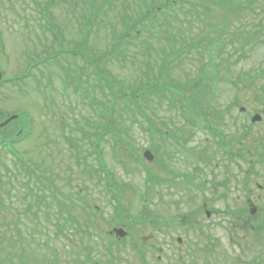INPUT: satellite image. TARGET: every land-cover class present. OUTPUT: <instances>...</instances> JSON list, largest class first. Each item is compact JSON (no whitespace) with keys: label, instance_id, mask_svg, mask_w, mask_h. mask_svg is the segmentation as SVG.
<instances>
[{"label":"rangeland","instance_id":"374dc122","mask_svg":"<svg viewBox=\"0 0 264 264\" xmlns=\"http://www.w3.org/2000/svg\"><path fill=\"white\" fill-rule=\"evenodd\" d=\"M1 1L3 0H0V2ZM34 1H40L43 3L44 0H26L25 2H23V0H10V3L8 1L9 5L7 3L4 4V2L3 5L0 3V24L16 23L22 18L38 19V16L35 12H39L40 14V10L35 7ZM133 1L134 0H121L120 2L113 1V4L117 7L118 13L120 12L123 14L124 12L122 10V6L129 4H132L130 8H134L137 12L138 9ZM158 1L159 0H156V2ZM98 2L99 0H97V3ZM135 2H138V0H135ZM263 5L264 1L262 0L258 6L261 7ZM130 8L129 13H134V10L131 11ZM110 15L111 13L108 14V16ZM131 17L140 20V16H136L135 14L131 15ZM149 20L150 17L146 21L149 22ZM42 21H44L43 16ZM49 21L50 22L48 24L46 21L42 23L41 28L43 32L38 34L39 38L35 35V38L37 39L33 38V41L31 42L34 45L35 42L37 44L36 53H38V49L42 50L47 48L48 42H51L50 33H48V31L43 27L50 25L56 27L59 26L60 21L57 20V18L51 17L49 18ZM110 21L111 24L115 25L117 31H120V26L116 25L117 23L115 18H111L110 20L107 18L106 23V18L104 15H101L98 20H95L94 26L92 27V34L89 37L88 43H86L84 46H81L80 50L83 51L86 45L94 47L93 42H97V40L98 44H100L101 51L111 48L110 45L112 41H110V43L103 41L112 37V26L109 24ZM80 27L81 23H78L76 25L75 31L73 29V33L70 32L67 35V39L69 41H73L70 47L75 44V41L78 39L80 40L81 36H79L78 32ZM148 27L150 28V26ZM147 31L148 30H146V32ZM1 34L2 33H0V35ZM19 36L21 37V40H26L25 36L20 34ZM139 43L140 39L132 40L128 47H126V45L123 47H126V53H134V51L137 50L135 46H138ZM64 45L66 46V43ZM88 47L86 50H88ZM141 47L142 45L137 48ZM41 50H39L38 55H32L30 54L32 50L27 45L23 48H11L7 54L3 55V58L0 61V69L4 79L15 77L19 78V81L22 82L20 83L22 86H18L17 89L10 86L13 83H5L8 86L7 89L4 87L0 89V110L7 115L17 112L15 115L19 116V121L16 120L15 123L18 125H24L25 129L30 131V135L28 134L27 137L21 142L13 144L14 149L27 163V170H41L42 172H45V178L42 179L41 185L49 186L51 184L52 189L53 186L61 188L62 192L64 193V195H62V199L67 200L72 198L73 194H75V192L70 191V186L73 185V187H80V182L78 180L75 179V181H72V173L70 172V170H72V172L76 174L78 170V167H76L78 159L75 155L77 150L75 151L73 148L74 146H78L82 151L80 156L82 161L86 160L88 164L100 167V159L104 165L106 164L107 170L117 180L123 182V184H127V187L128 185L133 186L134 190L137 191V194L130 188L125 191L127 192V197L130 199L127 206L130 207L132 212V215L130 216L134 219H140L141 216L139 215V212L141 211L142 204L140 203V198L138 196H140L142 200H148L146 198L147 188L145 187L144 182L148 176L147 172L145 169H140L141 172L139 176L137 174L139 171L137 166H134V168L128 165L124 166L121 164L120 160H116L113 157L109 136H106L105 142H101L99 148V155L101 157L97 154V147L95 143L97 142L98 136L102 133L104 121L97 115L96 110L87 105V103H90L88 100L84 101L83 99H80L78 95L73 93V89L65 84L63 74L56 69V65L48 60L43 64L33 68L31 71L32 74H30L31 76L27 77L26 80L24 79L27 72V65L39 61L44 54H41ZM87 54H94V52L87 51ZM247 54V60L240 62L237 67L231 66V64H233L234 58L230 59V72L221 70L220 75L222 77L231 79L233 77L236 78V76L242 71L258 69V65H260L261 68H264V46L255 47L252 54H250V51L248 50ZM102 64L105 68H108L112 74L118 75L120 79L125 80L127 78L126 82H124L125 85L136 79L134 77L133 71L130 73L129 70H127L128 66L127 68L121 70L118 68L119 66H116V61L112 59H107L106 62H103ZM143 64V62L140 63V65ZM129 68H131L130 65ZM187 69L189 70L188 67ZM57 73L58 75L60 74V76H57ZM83 73L84 76L82 81V91L88 89V95L90 98L106 102L108 89L105 83L104 85L101 84L100 88L98 89L96 86L98 83L94 80V76H90V68L87 67L84 64L83 59L79 57L76 61V65L74 66L73 75L78 78L80 74L82 75ZM44 76L46 77L45 79ZM39 79H41L42 83L39 81ZM24 80L25 82H23ZM221 83L222 84L217 86L216 93L218 101L222 105L220 108L224 110L232 101L230 93L233 91H231V88L229 89L228 85L223 82ZM17 84L19 85L18 82ZM92 86H95V88ZM244 87H246V84L245 86L241 84V89ZM262 90L263 92H261V94L264 93V81H262L259 86H254V89L252 90L246 92L245 90L233 92L239 93L236 95L240 97V100L242 101L246 110L244 113H240L239 108H235L230 112L228 119L231 120V124L229 123L231 128L228 130L232 131L231 134L238 137L243 134V125L247 126L249 123V116L255 114L256 111L260 109L259 102L255 101L253 96ZM39 93H41V95ZM43 93L45 94L46 100H44V97L42 96ZM216 108H219V106L216 105ZM0 116L3 115L0 114ZM115 116H117V114H115ZM260 125L261 124H255V126L251 128L248 127V129H251L250 135L242 140L243 146L249 147L250 149L260 146L259 141L264 137V127L261 128ZM84 133H87L91 136L92 142L90 145L86 144L84 140ZM136 134L137 138L139 139L136 143L137 145H149L150 139L148 140L146 137H150V135L141 131L136 132ZM207 139L208 138L206 134L203 137V142H205ZM200 140L201 139H196L193 141L194 143L190 144V147H200L199 145H205L204 143H198V145H196V142H199ZM210 142L211 140L209 139V143ZM260 152L262 151L260 150ZM224 161L226 160L222 155V160L220 163ZM15 163L16 158H14V155L7 151V149L5 150L2 148V145H0V170H3L2 165H5L11 168L10 171L12 172L13 170L17 169L13 167ZM147 165L150 170V164ZM180 166L181 165L177 163L174 168L183 173L192 169L191 165L189 167L187 165L182 167ZM228 166L230 167L231 173H235L240 170V168L235 163L234 165L229 163ZM225 168L226 167L218 168L219 180H223L226 177L224 174ZM214 170L216 171V169ZM241 170L242 172H240L241 174L239 173L240 175L238 182H236L234 186L237 185L239 181L245 182L246 180H253L251 193H259L257 191L258 188L255 187V183L264 185V167L256 165L254 170L251 171V177L245 176L247 171L250 170L248 165H245L243 168L241 167ZM26 175V178H20L23 179L22 184H25L26 180L28 182L27 178L30 177V174L26 172ZM33 177L34 176L31 177L32 180L30 182V189L33 191V193H29L27 201L28 203L32 202L34 205L40 196L41 190L39 185L35 183L36 178L34 177V179ZM1 183L2 185H5L4 189L9 190L10 194L14 197H16L15 193H17L20 188L24 190L22 192L23 194L28 192L27 187L26 190L25 188L20 187V184H17L13 178L9 179V177H6L5 181H2ZM82 187H88L91 189V184L85 183ZM98 193L99 190H97V193L95 192L94 195L97 205L102 209V213H100V215H96V217L93 218L95 225H97L95 231H93L95 232V238L93 240H89L88 236L84 233L83 230L85 227L79 231L73 228L74 225L72 223V218H76L80 222H84L85 215H77V217H75V215H59V212L61 209H64V207L62 205L57 206V218L59 220L60 226L63 228L64 235L61 236V240H54L51 241V243L54 248L58 249L59 258L64 259L62 264H67L68 262H66V260L68 259H71L70 264H85L87 260L86 249H89L90 247H92L90 250V257L93 259L95 258V260L101 262L102 264H120L117 259L108 260L109 256L107 254L108 245L115 244V236L110 235L109 233L113 228L111 225V220H115L116 215L113 214V209H107L108 203L106 204L104 199L98 196ZM237 195L238 194H235L233 196V200L229 199L227 201L218 200V197H216V200L211 202L210 206L216 208L217 211L219 210L222 213L220 212L213 214L210 220H207L203 213L191 216V213L200 210L201 203H199L197 199H194L192 203H187L192 198L183 192L180 193V195H177L176 201L180 202V204L177 206H169L164 203L152 202L151 200H148L147 202L150 205V211L158 213V220L161 221V224L163 221H166V219L170 220L174 224L170 226L171 228H166L165 225H160L158 227H138L140 230L139 233L138 230L136 232L137 237H135V240L133 241L135 244L132 245V243H130L131 240L128 239V248L122 252V255H120L123 258L122 264H141L142 261H145L147 264H156L158 257H161L162 264H174V262L178 260V256H182V261H179L178 263L188 264L190 257L196 252L193 250V246L198 245L200 248L204 249L208 248L213 242L215 243V246H218V253H216L213 258L214 264H217L216 262L221 264H232V262H235V264H244V261H260L261 258L262 264H264V251L261 253L259 251L249 252L247 249L249 238L251 242H253L254 234L251 233V235L249 233L250 231L247 229L237 226L236 224H232L235 219V215H232L231 213L223 214L229 207H232L234 210H236L237 206L234 204V200L236 199ZM82 196H84V194H82ZM104 196L105 195H103V197ZM4 199L5 194L3 190L0 189V203ZM167 201L169 200L167 199ZM13 206L14 210L18 211L16 202H14ZM34 208H36L35 205ZM8 217L10 224L5 223V215H3V218L2 215H0V226L4 224L3 227H6L5 224H8L11 229H13L15 225H11V221H17L18 217L17 215H8ZM171 218H174L176 222L172 221L173 219ZM193 218L194 220H192ZM22 219H24V222L27 221L30 229H34L37 225H34L33 222H30V220H27L25 217ZM41 220H43V216H41ZM183 220H185L184 225L182 223ZM200 220L202 226L198 225L196 229L189 231V224L193 223L191 225H194ZM107 221H111L110 224ZM55 225H57V223ZM41 228L42 227L38 226L37 229L41 230ZM158 228H162V231H158ZM55 229L59 230V227L56 226ZM165 229H167V231ZM31 233L36 237L37 242L40 241L38 232L31 230ZM14 238H18V236L11 235L10 238L9 235L7 238L6 235H2L0 237V262L3 264H11L10 261L13 263L15 262L16 264L21 263L20 260L22 258V252L20 248H18V246L15 248L10 246L8 247V245H10V241ZM30 238L31 237H29V239ZM177 238L182 239L181 245L176 242ZM153 244L157 245V247L151 250L150 245ZM239 244L242 246H239ZM119 247L123 248L124 245H119ZM159 248L162 249L161 252ZM179 248L184 250L183 254L178 252L177 249ZM117 250V255H119L121 249ZM32 251L31 248H29L27 250V255H29V253H33ZM48 252L49 251H46V253L49 255ZM36 256L38 257L39 253H37ZM78 256L80 260L79 262L72 261V259L76 260ZM42 259V256H40L36 262L41 264ZM29 261L34 264L32 259ZM95 263L96 262L93 264ZM189 263L191 264V262ZM86 264H89V262L87 261Z\"/></svg>","mask_w":264,"mask_h":264},{"label":"trees","instance_id":"16d2710c","mask_svg":"<svg viewBox=\"0 0 264 264\" xmlns=\"http://www.w3.org/2000/svg\"><path fill=\"white\" fill-rule=\"evenodd\" d=\"M209 1L211 3H213V4H216V3L217 4L218 3H222V4L232 3L231 0H209ZM186 3H188V0H159L158 2H156V0H150V14L152 13L150 15V23H152V24L157 23L159 29H163L164 30V34H166V37L169 38L170 40H171V37L172 36L174 38H176L178 36L179 37L182 36V37L185 38V36H187L186 30L184 28H180L179 26H177L178 24L176 22L180 21L181 19H180L178 13L173 9L172 6L173 5H177V4L183 5V4H186ZM143 5L145 7H148V3L146 1L143 2ZM157 7L158 8H162V11L157 12V10H156ZM169 11L172 12V13H170ZM158 15H160V16H158ZM143 19H145V18H143ZM151 19H153V20H151ZM223 21H224V27L225 28L223 27L222 29H224L223 30V33H224V32H226L227 28L229 27L230 21H228V20L225 21V19ZM140 22H141V20L140 21L139 20L136 21V24L135 23H132L130 21L128 23L130 25H132L133 27H135ZM191 25L192 24L190 23L189 26H191ZM217 26L218 27H221V25H218V24H217ZM207 27H209V26H207ZM177 28L179 29V32L178 33H177ZM175 29H176V32L173 31ZM169 31H172V32L170 33ZM256 37H257V35H251L250 34L249 39L251 41H253ZM240 38L242 40L244 39V37L242 35L240 36ZM121 39H123V40L126 39L127 40V35L123 34V37ZM181 44H184V42H181ZM240 50H242V48ZM170 51H171L172 54L169 56V58H171V57L172 58L173 57L174 58H177L178 53H176V54L173 53L175 50L172 47V45L170 47ZM235 51H239V50L236 48ZM163 54L166 55V52H164ZM133 61H131V63L134 64ZM145 75H146L147 79H150V72L149 73H146ZM106 80H107V84H108L109 88L111 90H114L112 88H113V83H114L115 79H109L106 76ZM138 91H139V89H137V88L132 90L131 97H130V100L131 101L134 100V97H135V95H136V93ZM121 99H124L125 100L124 109L122 108L124 110L123 112L124 113H131V115L134 116L135 113H134L133 107L131 106V103L128 102L127 98L124 95H122V98ZM133 104L136 105L137 110H138V112L140 114H142L143 116H145V117L148 118V125H146V130L147 131H150V116L146 113V111L144 109V107H145L144 104H142V103L141 104L133 103ZM113 112L111 110L110 113H108V116L106 117L107 118V121H106V124H105L104 133H106V134L111 133L113 135V139L111 138L113 140V142H114L113 145L115 147H117V148L119 147V150L124 155H126L127 159L130 160L129 157H131V156L127 152L124 151V149L121 146V143L118 142V141H120V139H122L124 141H127L126 137L124 136L125 135V132L129 133L130 131H133L134 130V124L128 125L127 123L124 122V118H119V117L118 118H115L114 115H113ZM118 119H120V120H118ZM7 136L8 137H14L15 136V131L12 130L10 132H7V134L4 135V137L7 138ZM85 138L87 139L86 144L89 143L90 142V137L86 136ZM100 138L103 139V137H100ZM119 143H120V145H119ZM83 152H84V149H83ZM83 162L86 163V160H83ZM22 164H27V163L25 161H23ZM37 171H40V172H37ZM29 174H32V176H34L38 181L39 180H42L44 178V175H43L44 172H42L41 170L29 171ZM110 175H112V174L110 173ZM122 195H123V199H125V192L122 193ZM128 213H129V211L126 208H124V214L121 213V215H125V214L128 215ZM140 215H143L142 216V219H140V221L141 222H145V219L147 218L146 215H150V212L145 207V208H143L141 210ZM24 216L30 218V220H31L30 215H24ZM32 216L37 217V215H32ZM155 218H158V217H155ZM48 221L50 222V225H51L52 224L51 223L52 221H50L49 219H48ZM127 222H128L127 220H124L123 221V223H127ZM115 223H116V221H115ZM120 223H121V221H119L117 224H120ZM45 229L47 230L48 236H49V229L50 228L49 227H45ZM16 233H17L18 237L20 238V241L25 244V246H23V248H22V254H23L24 252H27L28 246L30 245V241L26 237H23L22 236L21 231H20L19 228H16ZM33 239L35 240V237L34 236H33ZM18 241L19 240H12L11 241V244H14L15 245V244H17ZM37 244H38V246H41V244L39 242ZM30 258H31V255L28 256L27 254H25V258L24 259L26 260V262L24 264H29L28 263V260H30ZM33 261H35V260H33Z\"/></svg>","mask_w":264,"mask_h":264},{"label":"water","instance_id":"95a60500","mask_svg":"<svg viewBox=\"0 0 264 264\" xmlns=\"http://www.w3.org/2000/svg\"><path fill=\"white\" fill-rule=\"evenodd\" d=\"M259 119H260V118H257L256 120H259ZM118 233H119L121 236L124 235V233L122 232V230L118 231Z\"/></svg>","mask_w":264,"mask_h":264},{"label":"flooded vegetation","instance_id":"af4514ba","mask_svg":"<svg viewBox=\"0 0 264 264\" xmlns=\"http://www.w3.org/2000/svg\"><path fill=\"white\" fill-rule=\"evenodd\" d=\"M38 22H39V21H37V20H36V21H34V23H38ZM18 24L20 25V23H18Z\"/></svg>","mask_w":264,"mask_h":264}]
</instances>
